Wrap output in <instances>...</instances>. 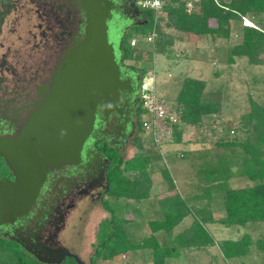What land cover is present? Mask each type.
Returning a JSON list of instances; mask_svg holds the SVG:
<instances>
[{"label": "trees", "instance_id": "16d2710c", "mask_svg": "<svg viewBox=\"0 0 264 264\" xmlns=\"http://www.w3.org/2000/svg\"><path fill=\"white\" fill-rule=\"evenodd\" d=\"M141 11L145 23L138 27L147 26V31H135L137 26H134L125 32L120 51L123 60L151 62L153 55L174 59L172 47L177 40L182 41L184 37L199 40L208 36L214 42L228 41L235 31L241 40L227 49V64H234L235 59H244L251 66H264V0H199L192 4L190 10L187 0H167L161 14ZM243 18L250 23L253 18L259 20L255 26H242ZM168 29L174 30L175 34L167 33ZM149 37L153 38L151 51L130 46L132 39ZM146 73L144 70L143 78ZM260 81L264 84V74ZM206 86L207 82L203 79L181 78L172 102L173 111L180 119L178 124L171 126L173 144L181 147L185 127H202L207 118L221 113L222 103L207 96ZM139 112L141 116L146 115L141 102ZM142 122L139 124L140 133L145 138L149 136V142L145 143L138 137L135 142L137 152L130 158L109 156V188L105 199L123 202L150 198V170L162 162V156L155 135L152 131H145ZM230 128H233L230 129L233 136L229 140L225 139L229 131L218 137L216 145L222 151L215 155L212 166L204 163L199 168L203 176L200 177L203 187L199 205L193 204L194 199L179 195L169 170L162 166L159 169L166 192L158 201L159 218L148 222L150 235L139 241L130 240L128 224L131 221L115 214L107 204L103 208L108 217L98 224L92 254L88 263L84 264L110 262L138 250H150L151 264H165L166 258H178L186 252L209 253V249L214 246L227 262L247 257L252 253L253 246L256 251L263 253V257L264 235L258 240H253L247 234L237 241L217 240L207 230L210 224L236 228L259 223L264 226V104L250 98L248 110ZM147 145L151 146L149 149L153 148L154 153L146 150ZM176 151L180 152L178 149ZM12 179L8 166L0 157V180ZM232 179H243L252 184L237 189L230 186ZM217 198L221 200L224 211V216L218 219L213 217L212 212ZM187 217L192 218L191 223L176 232V228ZM158 234L165 236L170 244L162 246L158 242ZM211 259H215V256L211 255ZM66 263L77 264L71 257L61 264ZM0 264L42 263L31 257L20 244L0 236ZM215 264L218 263L215 261Z\"/></svg>", "mask_w": 264, "mask_h": 264}, {"label": "flooded vegetation", "instance_id": "af4514ba", "mask_svg": "<svg viewBox=\"0 0 264 264\" xmlns=\"http://www.w3.org/2000/svg\"><path fill=\"white\" fill-rule=\"evenodd\" d=\"M86 1L0 0L1 135L13 134V112L32 98L39 99L38 88L50 83L65 66L73 43L82 40ZM109 2L108 38L115 49L121 87L96 107L92 137L85 143L80 163L51 171L28 216L0 231V236L20 244L33 258L35 254L50 259L49 252L61 249L66 254L64 261L71 257L84 264L79 253L85 236L81 229L90 208L101 205L108 192L109 156L123 157L128 148L135 149L140 134L143 71L122 59L114 36L118 34L122 44L125 32L145 23V17L134 0Z\"/></svg>", "mask_w": 264, "mask_h": 264}, {"label": "rangeland", "instance_id": "374dc122", "mask_svg": "<svg viewBox=\"0 0 264 264\" xmlns=\"http://www.w3.org/2000/svg\"><path fill=\"white\" fill-rule=\"evenodd\" d=\"M258 20L253 18L251 20L252 26H255ZM262 20L264 21V16ZM241 25H250V22L248 20L245 22L243 18ZM134 30L145 32L147 31V26H143L142 28L137 26ZM166 31L169 34H175V31L172 29ZM237 34L234 31L230 40H217L216 42L208 36L202 37L199 40L184 37L182 41H175L172 47L174 59L169 60L164 56L153 55L151 62L130 61L136 68L147 71L144 75L143 86L152 89L160 102H163L166 107L172 105L178 91L179 82L183 77L205 80L207 82V96L214 101L220 100L223 107L219 115L207 118L202 127H185L182 134L183 142L181 147L171 142L172 133L170 130H160L156 133V143L159 145L162 162H158V166L156 165L155 169L150 170L152 172L150 198L135 201L125 200L123 202L107 198L101 200V205L99 204L90 208L81 229V233L85 235L82 237L83 243L79 249L80 260L82 262L88 263L89 254L93 250L98 224L101 220L108 217V213L103 208L107 204L111 206L115 214L131 221L128 224L130 227V240L139 241L150 235L148 222L155 219V217L159 218L158 201L166 192V185L159 169L162 166L166 167L173 175V179L178 186V192L182 195V198L185 196L189 199L193 194H196L191 199L195 201H192L193 204L199 205L202 183L199 182L200 180L196 176H199V178L203 177L199 173L200 166L204 163L207 166H212L215 161V155L222 151L216 145L219 135H226V131H229L230 133L228 136L226 135L225 139L229 140L233 136L230 131L233 128L230 127L234 126L239 117L248 110L250 98L264 104V84L260 81L264 74V66H251L244 59H235L232 65L226 62L227 49L240 43L241 38ZM118 38V34L116 37L114 36V40L117 42L120 41V38L117 40ZM137 46L145 51L153 50V42L140 41L137 43ZM215 74H218L217 77ZM144 93H146L145 90L143 91ZM143 119L144 116L138 114L139 124ZM139 137L143 142H149V136L145 138L140 133ZM149 147L151 146H148L146 150L149 153H154L153 148L149 149ZM128 149L129 151L123 154L124 159L132 157L137 152L132 147ZM177 149L180 152H177ZM116 155L118 154L112 156L115 157ZM229 184L231 187L238 189L250 186L252 183L243 179H232ZM220 201L217 198L214 204L215 209L212 211L213 217L217 219L224 216ZM191 221V217L185 218L179 227L176 228V232L187 227ZM207 230L217 240L237 241L244 234L249 235L253 240H258L264 235V226L260 223L250 224L246 228L210 224L207 226ZM158 237V242L162 246L170 244V241L165 236H162V234H158ZM89 244H92V246L90 247ZM251 248H253L251 254L245 258L232 260L231 263L264 264L263 253L256 251L254 246ZM212 250L213 253L218 254V257L220 256L219 251L215 247ZM219 260V263L225 264L221 262V258ZM150 261V250H138L134 254L119 256L113 261L103 262L102 264H151ZM197 262L192 261L188 263L186 255L183 254L178 258L165 259V264H201L199 261Z\"/></svg>", "mask_w": 264, "mask_h": 264}, {"label": "water", "instance_id": "95a60500", "mask_svg": "<svg viewBox=\"0 0 264 264\" xmlns=\"http://www.w3.org/2000/svg\"><path fill=\"white\" fill-rule=\"evenodd\" d=\"M110 3L86 1L83 38L73 43L65 66L49 84L38 88V100L32 98L13 112V134L0 132V157L13 178L0 180V231L28 216L51 171L80 163L85 143L92 137L96 107L121 87L115 49L108 38ZM33 255L42 264H61L66 256L61 249L49 252L50 259Z\"/></svg>", "mask_w": 264, "mask_h": 264}, {"label": "built area", "instance_id": "2783aa9c", "mask_svg": "<svg viewBox=\"0 0 264 264\" xmlns=\"http://www.w3.org/2000/svg\"><path fill=\"white\" fill-rule=\"evenodd\" d=\"M198 1L199 0H187L188 10H190L193 3ZM134 2L137 8L140 10L153 11L157 14H161L167 3V0H134ZM245 22L247 21L245 20ZM251 25L252 24H250V26ZM140 41L150 43L153 42V38L149 37L143 40L132 39L130 46L134 48ZM144 90L146 93L143 94ZM141 103L144 110H146L142 127L145 131H152L155 136L160 130L171 131V126L180 122L179 116L173 111L172 105L166 107L163 102H160L152 89L144 86L142 87Z\"/></svg>", "mask_w": 264, "mask_h": 264}, {"label": "crops", "instance_id": "0c3cea01", "mask_svg": "<svg viewBox=\"0 0 264 264\" xmlns=\"http://www.w3.org/2000/svg\"><path fill=\"white\" fill-rule=\"evenodd\" d=\"M171 174V173H170ZM196 176V175H195ZM171 177H172V180H173V182H174V185H175V187H176V190H177V192H178V186L176 185V183H175V181H174V179H173V175L171 174ZM199 180V182H201L202 184V187H203V182H202V180H201V178H199V176H196ZM199 188H201V187H199ZM179 193V192H178ZM180 195V194H179ZM196 194H193L191 197H190V199L191 198H194V196H195ZM181 197H182V195H180ZM183 198H187V197H183ZM214 238V237H213ZM215 239V238H214ZM215 247V246H214ZM214 247H212V248H210L209 249V253H206V252H192V253H183V255H186V259H187V262L188 263H191L192 261H194V262H196V263H198L197 261H199L201 264H203V263H205V264H215V261L218 263V264H221V263H219V259L221 258V262H223V263H225V264H232L231 262H227V261H224L223 260V258H222V256H221V254H219L220 256L218 257L217 255L218 254H216V253H213V250L212 249H214ZM216 248V250H218V248L217 247H215ZM211 255H213V256H215V259H211Z\"/></svg>", "mask_w": 264, "mask_h": 264}, {"label": "bare ground", "instance_id": "6f19581e", "mask_svg": "<svg viewBox=\"0 0 264 264\" xmlns=\"http://www.w3.org/2000/svg\"><path fill=\"white\" fill-rule=\"evenodd\" d=\"M247 21V20H246ZM251 24V23H250Z\"/></svg>", "mask_w": 264, "mask_h": 264}]
</instances>
